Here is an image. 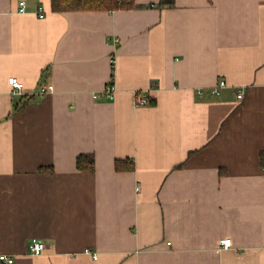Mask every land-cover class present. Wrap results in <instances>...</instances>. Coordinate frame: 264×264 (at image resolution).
Listing matches in <instances>:
<instances>
[{
  "label": "crops",
  "instance_id": "obj_1",
  "mask_svg": "<svg viewBox=\"0 0 264 264\" xmlns=\"http://www.w3.org/2000/svg\"><path fill=\"white\" fill-rule=\"evenodd\" d=\"M159 1L0 0V264H264V0Z\"/></svg>",
  "mask_w": 264,
  "mask_h": 264
},
{
  "label": "built area",
  "instance_id": "obj_2",
  "mask_svg": "<svg viewBox=\"0 0 264 264\" xmlns=\"http://www.w3.org/2000/svg\"><path fill=\"white\" fill-rule=\"evenodd\" d=\"M27 10V0H19V11L25 12ZM38 15L40 17H43L45 15V11L43 8V5H38ZM9 83L12 85L13 92L21 91L24 88V82L21 81L17 76H10L8 79ZM220 84H225V80H221ZM53 86L52 83L44 81L40 83L38 93L45 95L52 91ZM117 91V86L115 84L114 80H111L107 83L103 93L109 98H114L115 93ZM96 96V95H95ZM244 96L243 91L239 90L237 92V97L242 98ZM136 102L138 105H146L150 102V99L147 95H138L136 97ZM140 187V186H139ZM232 238L231 237H223L221 239V244L224 247H230L232 246ZM47 248V243L41 239H38L36 237L32 238L29 243V251L32 254H41L45 249ZM86 252H91L89 248L85 249ZM94 257H97V252L93 253ZM0 261H3L5 263H13L14 258L12 256H9L6 253H0Z\"/></svg>",
  "mask_w": 264,
  "mask_h": 264
},
{
  "label": "trees",
  "instance_id": "obj_3",
  "mask_svg": "<svg viewBox=\"0 0 264 264\" xmlns=\"http://www.w3.org/2000/svg\"><path fill=\"white\" fill-rule=\"evenodd\" d=\"M173 3V0H160L158 5H164L165 3ZM134 0H53V6L57 9H65V8H108V9H116V8H128L133 6H139L138 4L134 5ZM150 5H154L150 3ZM263 155V163H264V150L261 151ZM77 166L80 169L84 170H93L95 167V156L93 153H80L77 156ZM116 167L121 168L120 160H116ZM133 164L128 168H132ZM52 170V169H51Z\"/></svg>",
  "mask_w": 264,
  "mask_h": 264
}]
</instances>
